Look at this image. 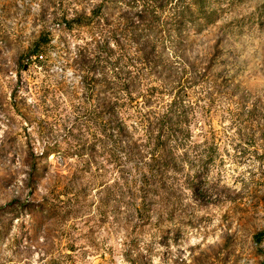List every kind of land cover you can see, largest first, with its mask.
I'll list each match as a JSON object with an SVG mask.
<instances>
[{"label": "rangeland", "instance_id": "1", "mask_svg": "<svg viewBox=\"0 0 264 264\" xmlns=\"http://www.w3.org/2000/svg\"><path fill=\"white\" fill-rule=\"evenodd\" d=\"M249 2L0 0V264H264V5ZM172 8L191 27L176 33L185 84L141 108L170 82L131 81L137 115L122 107V67L142 66L124 23ZM183 93L174 156L158 122ZM37 147L49 183L30 205L9 197ZM164 149L169 168L147 154Z\"/></svg>", "mask_w": 264, "mask_h": 264}, {"label": "trees", "instance_id": "2", "mask_svg": "<svg viewBox=\"0 0 264 264\" xmlns=\"http://www.w3.org/2000/svg\"><path fill=\"white\" fill-rule=\"evenodd\" d=\"M153 6V5H152ZM163 6H156L155 9L151 10V13L153 12H160L163 8ZM140 9V13L146 12L145 6L142 5H136L133 6L134 11H138ZM178 9V8H172ZM203 14V9L199 10ZM205 11V10H204ZM166 12V11H165ZM206 13V11H205ZM160 14V13H158ZM204 16H201L200 18H203ZM125 31L131 34L133 42H135L136 46L138 47L137 53L139 54L137 59H133L134 62H137L141 64L142 66H131L135 70L132 72L127 71L125 72V69L122 67V72H120V75L124 74V87L120 90L123 93V104L122 107H133L134 111L139 115L141 112L139 109L140 104L137 103L136 106H133L134 98L133 95L136 94L137 88L140 84L137 85V83H131V81L135 80L136 82L142 79L146 75H152L160 76V77H167V80L170 82V87L172 88L168 94L163 89L160 91L157 87H151L147 94H141V97L146 98L148 104H142V107H150L153 104V98L157 97L158 95H167L172 96L174 90H179L185 83L182 81L184 75H187V68L189 67L187 60L184 58V55L179 51V46L176 38H178V34L176 33H183L187 30V32L191 29L188 28V25H186V22L183 20L181 13L179 14L175 10H173L171 14V18H164L162 21H146V20H126L124 23ZM189 29V30H188ZM154 35V39L152 37V34ZM174 34L172 37L171 34ZM175 39V40H173ZM100 47V46H97ZM97 47H95L93 50L94 57L89 60V63L91 65L92 72L96 73V69L101 66L99 63H102V57L98 55ZM105 59V57H104ZM112 75L117 76L119 78V74H116L115 72H111ZM161 79V78H160ZM159 79V81H160ZM173 83V84H171ZM112 85V83H111ZM119 87H114L113 90H117ZM167 89V88H165ZM116 95V94H115ZM114 95V96H115ZM186 93H183L181 96L179 94L175 95L173 98V103L169 105V108L167 110V113L164 114L162 122H158L159 125L162 126V128L167 127L168 129V139L163 144L169 145V150L171 154L175 156V146L173 145V142L171 141V138L174 137L173 133H176L177 131H183V123L178 120L179 119V112L175 110V106H178V102L181 104L182 101H184V97H186ZM140 108V109H141ZM112 115V113H110ZM145 116H141V126L146 127L145 122ZM149 127H152L153 124H151ZM138 129V127H135ZM119 130H122L124 134H127L130 131V128L123 123L122 127H120ZM157 154L153 155L151 152H148L147 154L151 155L153 162L155 163H162V166H165L167 168L168 164L165 163L167 160V157H165L167 150H157ZM142 158H148L147 156L141 154ZM157 157V158H156ZM143 162V160H140ZM146 163H141V165H144ZM161 166V167H162Z\"/></svg>", "mask_w": 264, "mask_h": 264}, {"label": "clouds", "instance_id": "3", "mask_svg": "<svg viewBox=\"0 0 264 264\" xmlns=\"http://www.w3.org/2000/svg\"><path fill=\"white\" fill-rule=\"evenodd\" d=\"M261 5H264V0H250L247 6V12L252 15H256V8ZM43 142L49 147L55 145L56 143V141L51 139L49 136H45L43 138ZM36 151V171L33 172L32 169L29 168L28 173L30 174L31 178L29 179V176L26 175L23 180L14 183L12 196L9 197H14L21 203L26 201L30 205L42 204V199L40 197L42 194H46V189L49 183V181L45 178V173L43 171V165L47 163V161L43 159V147H37ZM29 192H32L33 195L29 196Z\"/></svg>", "mask_w": 264, "mask_h": 264}]
</instances>
